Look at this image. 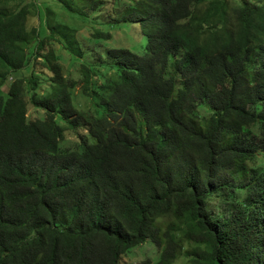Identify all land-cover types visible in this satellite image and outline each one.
I'll return each instance as SVG.
<instances>
[{
    "label": "trees",
    "instance_id": "16d2710c",
    "mask_svg": "<svg viewBox=\"0 0 264 264\" xmlns=\"http://www.w3.org/2000/svg\"><path fill=\"white\" fill-rule=\"evenodd\" d=\"M104 1L0 0V264H121L149 238L140 264H264V0H113L92 37L146 44L107 76L79 40Z\"/></svg>",
    "mask_w": 264,
    "mask_h": 264
},
{
    "label": "rangeland",
    "instance_id": "374dc122",
    "mask_svg": "<svg viewBox=\"0 0 264 264\" xmlns=\"http://www.w3.org/2000/svg\"><path fill=\"white\" fill-rule=\"evenodd\" d=\"M105 3L100 8L101 11L98 13H95L88 10V15H92V20L85 26L81 27V31L79 34V40L82 42H85L86 44H89L90 38L92 34L96 33L103 23L106 22V20H113L114 18H120V12L125 7V1H121L120 3H116L113 5V0H105ZM84 10H87L86 8ZM117 12V13H115ZM96 19H100L102 21L101 24L97 23L95 21ZM79 22V20H73L72 23L75 25ZM37 20H35L34 24H37ZM110 39H103L98 41H95V44L92 48L94 50H97L98 53H100V56L96 58V56L91 57L90 61L92 62L91 65H97L99 63H103V65H100L101 68H99L100 71H105L106 76L111 75L114 72V65L111 63H108V61L111 59L107 56L106 52L110 48H120L125 47L126 49H129L133 52H141V48L146 44L145 38L140 33V27L138 24H132L129 26H120L114 27L110 29ZM53 48L56 51V54L65 55L68 51L65 49H61L60 45L53 42ZM61 51H60V49ZM67 57V55H65ZM65 68L69 71V74H72V76H76L77 72L80 67V63L75 62L73 66H70V60L68 59L66 62H64ZM74 94L77 96V103L82 107L85 105L86 100L83 99L80 95V85H78L75 90ZM43 112L34 109L29 108L28 116L31 119H34L36 117H39ZM75 143V138L67 134L66 140L64 142V145L66 146H73ZM233 204H231L230 201H224V200H218L214 201V206L216 211L224 210L227 212H230L233 207ZM162 249L156 246L150 238L143 244L136 246L132 249H130L126 254H124L121 258V264H140L141 262L145 260H151L153 263H156L160 259Z\"/></svg>",
    "mask_w": 264,
    "mask_h": 264
},
{
    "label": "clouds",
    "instance_id": "9594fccd",
    "mask_svg": "<svg viewBox=\"0 0 264 264\" xmlns=\"http://www.w3.org/2000/svg\"><path fill=\"white\" fill-rule=\"evenodd\" d=\"M80 34V33H79ZM91 37H92V35H91ZM90 41L93 43V44H95V41H96V39L94 38V37H92V38H90ZM86 44V43H85ZM89 47V45L88 44H86L85 46H83L82 48H88Z\"/></svg>",
    "mask_w": 264,
    "mask_h": 264
}]
</instances>
